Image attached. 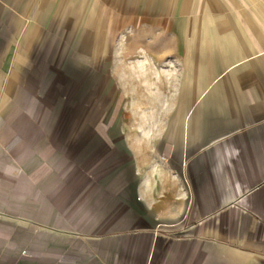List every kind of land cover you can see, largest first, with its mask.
I'll use <instances>...</instances> for the list:
<instances>
[{"label": "crops", "instance_id": "obj_1", "mask_svg": "<svg viewBox=\"0 0 264 264\" xmlns=\"http://www.w3.org/2000/svg\"><path fill=\"white\" fill-rule=\"evenodd\" d=\"M138 3L0 0V264H264V0L164 2L107 123Z\"/></svg>", "mask_w": 264, "mask_h": 264}, {"label": "rangeland", "instance_id": "obj_2", "mask_svg": "<svg viewBox=\"0 0 264 264\" xmlns=\"http://www.w3.org/2000/svg\"><path fill=\"white\" fill-rule=\"evenodd\" d=\"M166 1L167 0H139L136 14L139 26L133 29L126 26L123 28H117L115 35L112 37L107 53L106 69L108 74L106 96H103L102 92H95L90 95V102H106L105 120L107 123H111L114 118L119 119L121 116L120 102H123V100L119 101V98L122 94L124 96L126 90L129 88V78L131 77L129 74L130 68L134 65L139 66L141 59H144L143 63H145V49L147 44L152 43L153 39H151V36L160 35L162 33L160 21L162 18V7ZM196 2L197 0H193L191 12L192 18H194V16L206 17L207 12L199 10L196 6H193ZM107 3L106 6L112 8V4L109 2ZM151 19L153 20L152 24L149 21ZM154 40L156 41L157 39L155 38ZM155 46L156 48H154V51L160 50V43L158 45L155 44ZM157 65L162 64L159 63ZM110 87L115 89L114 93L112 91L111 93L116 95V100H114V97L109 98L108 89ZM42 104L48 109H52L55 106L53 103L46 100H44ZM125 108L127 107L123 104V110ZM5 121L6 120L0 117V128ZM106 127H108V125ZM162 155L164 157V151Z\"/></svg>", "mask_w": 264, "mask_h": 264}, {"label": "built area", "instance_id": "obj_3", "mask_svg": "<svg viewBox=\"0 0 264 264\" xmlns=\"http://www.w3.org/2000/svg\"><path fill=\"white\" fill-rule=\"evenodd\" d=\"M168 154V153H167ZM165 156V155H164Z\"/></svg>", "mask_w": 264, "mask_h": 264}]
</instances>
